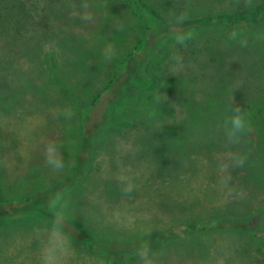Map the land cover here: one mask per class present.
Instances as JSON below:
<instances>
[{"label": "rangeland", "instance_id": "374dc122", "mask_svg": "<svg viewBox=\"0 0 264 264\" xmlns=\"http://www.w3.org/2000/svg\"><path fill=\"white\" fill-rule=\"evenodd\" d=\"M143 1L160 16H170L176 4L183 13L202 14L262 0ZM44 7L36 32L0 51L3 198L24 196L67 173L80 146L78 112L52 85L45 55L54 53L66 67V81L73 82L75 94L85 102L102 89L113 62L129 52L143 32L125 0H43ZM85 15L91 19H82ZM222 33V28L202 30L192 44L194 60L175 66L168 75L169 88L153 96L175 112L163 110L144 126L109 133L86 179L61 200V208L93 237L132 238L196 219L244 214L264 199L255 166L237 168L229 160L236 154L232 147L249 157V137L243 134L238 146L231 147L216 133L221 127L215 120L201 126L192 122L196 103L204 102L212 113L229 111L239 101L237 82L250 79L254 89L264 84L261 75L250 77L247 72L248 65L263 58L264 48L256 43L263 40L264 27L238 31L233 43ZM207 97H217V109L207 106ZM183 115L189 122L181 136ZM153 137L156 142L147 141ZM52 143L63 145L61 171L45 163L46 146ZM129 184L132 191L126 192ZM52 228L40 218L0 223V264H42ZM65 235L71 242L66 264H105ZM149 254L153 264H264L255 245L237 233L186 238L163 254ZM131 264H143L140 255Z\"/></svg>", "mask_w": 264, "mask_h": 264}, {"label": "trees", "instance_id": "16d2710c", "mask_svg": "<svg viewBox=\"0 0 264 264\" xmlns=\"http://www.w3.org/2000/svg\"><path fill=\"white\" fill-rule=\"evenodd\" d=\"M42 1L0 0V51L6 46L15 47L36 32L45 9L40 8ZM125 1L142 24L143 32L137 37L133 48L113 62L112 74L105 85L88 101L83 102L75 94L73 82L66 81V77H69L66 67L62 66L54 53L45 55L43 62L48 68L52 85L71 99L78 112L80 146L67 173L24 196L10 199L0 195V223L40 218L53 227L57 215L63 214L65 223L62 231L73 241L101 257L105 264H131L144 248L149 249L150 253L163 254L186 238L217 233H237L245 237L255 245L264 261V199L258 207L244 214L210 216L132 238L112 240L93 237L61 208V200L78 188L88 176L96 151L109 133L122 128L144 126L148 121L156 119L163 110L167 113L175 112L172 105L167 104L164 108L160 100H154L153 96L161 88H169L171 82L168 75L175 66L180 62L194 60L191 59L195 53L192 44L202 30L222 28L223 37L233 43L238 31L250 32L257 27H264V0L250 7L243 8L237 4L233 10L205 11L202 14L183 13L179 4H176L170 16H160L143 0ZM181 15L187 19L176 24L175 18ZM189 32L192 33L191 39L184 44L177 43L182 34ZM256 45L264 48V38L257 41ZM175 57L180 60L177 61ZM247 72L250 77L261 75L264 78V55L260 61L248 65ZM237 85V107L242 109L246 120L244 135L249 137L250 150L248 157L241 151H236L232 147L234 144H230L236 154L230 156L229 160L234 156L245 157L243 167H253V164L258 174L256 176L264 186V84L260 89H254L250 79H242ZM216 98L205 99L207 106L214 107V110L218 107ZM201 102L196 103L192 122L201 126L208 120H215L221 127L216 133L224 137L222 139H227L225 122L231 119L232 109L236 107L212 113ZM216 115L218 119L214 118ZM188 122L189 116L183 115L180 122L183 126L181 136L188 129H185ZM176 129L171 132L174 133ZM147 141L156 142L154 137ZM5 206L11 209H4Z\"/></svg>", "mask_w": 264, "mask_h": 264}, {"label": "clouds", "instance_id": "9594fccd", "mask_svg": "<svg viewBox=\"0 0 264 264\" xmlns=\"http://www.w3.org/2000/svg\"><path fill=\"white\" fill-rule=\"evenodd\" d=\"M250 3L251 0H248ZM84 20H90L91 16L85 15L82 17ZM186 16L181 15L175 18L176 24H181L186 20ZM192 33L182 34L180 38L177 39V43L184 44L188 39H191ZM106 59H111L110 55H106ZM177 61L180 60L179 57H175ZM167 99V97H166ZM232 117L229 121L225 122V134L227 142L229 144H237L240 142V137L246 131V120L241 108L236 107L232 109ZM70 115V113H69ZM62 144L52 143L46 146L45 150V163L50 166L54 171H61L64 168V162L60 152ZM246 162L245 157L234 156L232 158V164L234 167L242 168ZM126 192L132 191V185L129 184L125 189ZM65 223V217L63 214H58L53 228L50 231L45 247L42 250L41 261L42 264H66V257L68 256V251L71 248V242L68 237L63 233L62 228ZM150 250L144 248L140 251L139 255L143 264H153L150 258Z\"/></svg>", "mask_w": 264, "mask_h": 264}]
</instances>
